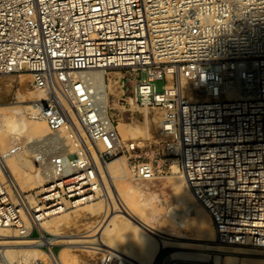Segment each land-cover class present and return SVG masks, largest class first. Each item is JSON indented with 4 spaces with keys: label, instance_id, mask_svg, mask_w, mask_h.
I'll return each instance as SVG.
<instances>
[{
    "label": "built area",
    "instance_id": "built-area-1",
    "mask_svg": "<svg viewBox=\"0 0 264 264\" xmlns=\"http://www.w3.org/2000/svg\"><path fill=\"white\" fill-rule=\"evenodd\" d=\"M92 69L138 72L133 100L161 113L164 149L209 212L216 240L264 254V0H0V77L30 75L18 94L51 135L33 204L8 181L0 152V227L53 255L40 222L106 198L97 193L100 169L135 150L121 141ZM113 82L124 92L121 77ZM64 129L73 151L60 142ZM127 170L136 181L157 178L148 162Z\"/></svg>",
    "mask_w": 264,
    "mask_h": 264
},
{
    "label": "rangeland",
    "instance_id": "rangeland-1",
    "mask_svg": "<svg viewBox=\"0 0 264 264\" xmlns=\"http://www.w3.org/2000/svg\"><path fill=\"white\" fill-rule=\"evenodd\" d=\"M22 75L23 74H14L0 77V140L4 143V145L0 147V150L3 149L1 152L6 157V162L14 163L18 168L16 180L19 184L21 183V187H24L22 196H27V199L31 196L34 199V197L37 195L39 196V194L43 192L44 185L46 184V180L39 177H41V171L45 170L40 165L43 161L44 163H47V153L42 154L40 152H44L43 143L48 141L51 135L47 123L43 119H36L34 115L24 109H21L18 113H13L12 111L4 109V107L9 106L10 104H16L18 106L32 104L27 100H24L18 94V87L21 85H28L31 80L30 76ZM114 76L122 78V81L125 83L124 92L121 87L122 84H114ZM137 77L138 72L132 70L111 71L106 76L108 93L110 94V115L114 118L117 124V130L121 141L124 144H135V150L114 158L112 161L122 157L123 161L125 160L126 170L128 165L133 164L134 162H148L156 169L157 178L152 181H136L133 178L126 176L116 178L114 184L128 182L138 191L140 195V203H151V206L148 207L146 218L153 226L161 231L162 235L166 236L167 234H172L179 242L204 244L205 241L201 240L202 229L198 228V226L192 221V217L197 214L198 204L193 199L185 185L182 184L183 179L181 172L172 169L173 164L176 163L178 165L176 157L169 156L164 149L166 138L162 134L160 127L162 115L159 110L146 109L137 106L133 100V91L139 82ZM108 78L111 80H108ZM161 86L162 83L159 82V90H161ZM36 95L37 93L33 96L36 97ZM38 98L40 97L38 96ZM7 115H15L16 121L19 124V131L13 132L9 130L7 120H5ZM120 124L122 127H119ZM130 128L135 129L138 133L133 139L129 138L131 137V134H128V129ZM125 131L128 132L125 133ZM47 136H49V138H47ZM39 137H44V139L33 142V140H36ZM71 151H73V149ZM21 176L22 178H20ZM7 178L12 187L15 188L10 181L8 174ZM100 199L102 198H98L95 201ZM181 207L185 211L184 214L179 211ZM70 210H72V208L66 211ZM80 210L81 209L71 212V214H69L71 216H68L69 219L65 225L56 231L43 228L44 231L47 232L48 238L59 237L61 239H68L71 238L68 237L71 233L75 235L92 234L96 229V224L102 216L103 210L94 216L92 214L90 215L88 210ZM97 235H93L90 238H96L95 236ZM120 239L121 237L115 239V242L119 243L117 244L118 247L115 248L120 251L122 248H129V244L124 239H122V241H120ZM36 247L39 248L37 245ZM9 248L14 249L15 247L9 246ZM110 250L114 252V254H119L115 250ZM174 250L194 251L185 248L166 247L157 259L156 264H161V261L166 254L171 253ZM0 251L2 252L1 245ZM44 251L48 253L47 250L44 249ZM52 251L56 257H59L61 253H65L66 260H64V264L122 263V260L120 259L116 261L114 258H110V255H112L110 253L97 251L91 248H82L80 246L74 247L72 244H66L63 242H58L57 244L52 245ZM202 252L208 255V257L205 258L210 260L211 264H215V254H212L210 251ZM10 253L8 256L9 264H25L24 261L18 262V252L12 251ZM254 257H258V255H255ZM47 260L49 261V264H51L48 257L43 258L42 261L45 262L42 263L48 264V262H46Z\"/></svg>",
    "mask_w": 264,
    "mask_h": 264
},
{
    "label": "bare ground",
    "instance_id": "bare-ground-1",
    "mask_svg": "<svg viewBox=\"0 0 264 264\" xmlns=\"http://www.w3.org/2000/svg\"><path fill=\"white\" fill-rule=\"evenodd\" d=\"M22 74V76H30L29 74ZM86 74L94 80L98 89L101 91L108 89V84L106 83L107 71L105 69H92L87 71ZM38 96L40 98H38ZM35 98L41 99L43 98V94L39 92L37 93L36 97L34 96V99ZM4 109L12 111L13 113H18L21 109H24L32 115L36 114L35 107L32 104L25 106L10 104L9 106L4 107ZM5 118V120H7V126L9 130L13 132L19 131V124L16 121L15 115H7ZM119 127H122V125L120 124ZM128 131V134H131V137H129L130 139H133L138 135L135 129L130 128ZM128 131H125V133ZM49 136H47V138H49ZM60 136L63 138V140H60V142L72 150L73 145L68 137V132L64 129L60 133ZM41 139H44V137H39L36 140H33V142L39 141ZM2 145H4V143L2 140H0V147ZM4 158V166L7 172L6 174H8L10 181L13 183L17 191L22 195L24 192V187L22 186V188L20 186L21 183L19 184L16 180L18 168L14 165V163L6 162L5 156ZM172 169L174 171L181 172L183 179L182 184L185 185L193 199L198 204L197 214L192 217V221L198 226V228L202 229L201 240L205 241L204 244L179 242L172 234H167L164 236L161 234V231L158 228L153 226L147 220L146 215L148 207L151 206V203H140V195L138 191L128 182L114 184V180L116 178L127 176L125 160L123 161L122 157L115 159L107 166H103V168L100 169L103 176L104 187L102 188V191H100L99 187H97V193L100 195V193L102 194L103 189H105L103 193L106 198L84 204L82 206L73 208L70 211L65 210L60 214L44 219L39 224V226L43 228L56 231L65 225L69 219L68 216H71L69 215L71 212L78 211L79 209H85V211L88 210L90 215L92 214L94 216L103 210L102 216L96 224V229L92 232L93 235L98 234L95 236L96 238H90L93 236L90 233L83 235H75L71 233V235H68V237L71 238H43L41 239V243H44L51 248L52 245L57 244L58 242H63L66 244H72L74 247L80 246L82 248H91L97 251L107 252L112 254L110 255V258H114L116 261L118 259L122 260V263L120 262V264H155L160 251L164 247H178L194 250L172 251L169 258L170 264H177L178 262H206L208 259L205 257H208V255L202 251H210L212 254H215V264H264V254L260 251L247 246L224 245L216 240V231L209 212L195 199L190 187L185 182L181 169L176 163L173 164ZM48 173L49 171L47 169L42 170L41 177L39 178L46 180ZM20 178H22V176ZM28 201L30 204L34 203V200L31 196L28 198ZM179 211L182 214L185 213L182 207ZM26 226L27 228H31L33 224L30 225L28 222H26ZM118 237H121L120 241L124 239L129 244V248H122L121 251L116 249L115 247H118L117 244L119 243H116L115 239ZM0 245L2 246L1 253L5 258L4 264H9L8 256L12 251L18 252V262L24 261L25 264H43L42 262L45 261H42V259L46 257L49 258L51 264H64V260H66L65 253H61L59 257L54 256V254L51 255L46 253L44 250L36 247L35 241L25 238L23 235H20L18 232L13 231V229L10 228L0 227ZM9 246H13L15 248H9ZM110 249L117 251L119 254H114V252H112ZM255 255H258V257H254ZM46 262L49 264L48 260Z\"/></svg>",
    "mask_w": 264,
    "mask_h": 264
}]
</instances>
